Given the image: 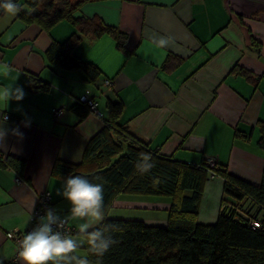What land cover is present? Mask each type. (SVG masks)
Segmentation results:
<instances>
[{
	"label": "crops",
	"instance_id": "obj_1",
	"mask_svg": "<svg viewBox=\"0 0 264 264\" xmlns=\"http://www.w3.org/2000/svg\"><path fill=\"white\" fill-rule=\"evenodd\" d=\"M24 1L16 0L25 9ZM75 16L98 17L129 38L127 53L109 36L83 38L75 54L100 68L93 84L82 72L47 60L53 41L63 42L75 32L69 22L48 32L20 19L19 11L0 12V63L13 68L9 77H0V87L18 84L26 93L7 109L0 105V125L9 132L19 126L23 133L22 138L6 137L0 158L24 161L19 183L17 172L0 164V264H23L6 233L27 229L41 191L51 193L60 214L69 213L70 205L56 195L64 179L52 174L54 164L59 159L81 162L86 144L107 123L108 100L124 103L119 124L159 154L196 165L215 157L230 174L255 184L262 179L264 151L257 144V123L264 121V78L254 83L233 69L264 74V0H100L85 3ZM162 37L168 46L158 45ZM170 57L177 63L166 68ZM34 76L50 85L49 92L28 90ZM105 79L113 81L111 88L103 85ZM83 94L96 97L101 116L81 118L71 110L74 98ZM58 106L66 110L56 118L52 108ZM236 129L248 138L236 137ZM222 192V178L206 183L199 223L216 222ZM170 206L169 196L120 194L107 216L164 226ZM101 222L92 221L89 230ZM70 224L75 228V222ZM76 238L81 242L78 254L86 257L84 237Z\"/></svg>",
	"mask_w": 264,
	"mask_h": 264
},
{
	"label": "trees",
	"instance_id": "obj_2",
	"mask_svg": "<svg viewBox=\"0 0 264 264\" xmlns=\"http://www.w3.org/2000/svg\"><path fill=\"white\" fill-rule=\"evenodd\" d=\"M91 1L100 0H25L26 8L19 7V18L28 24H38L48 32L62 21L69 22L75 32L63 42L54 40L46 52L47 60L60 69L82 72L85 80L93 84L101 75L100 68L75 54L83 38L109 36L123 53L128 52L129 38L98 17L75 16ZM176 63L174 57H170L164 66L173 67ZM233 70L254 83L264 78V74L256 77L243 68L234 67ZM28 90L49 92L50 85L34 76L29 80ZM89 96L98 102L96 97ZM79 97L74 98L71 110L84 118L91 111L86 103L76 102ZM98 110L101 116L99 102ZM107 110V123L90 138L81 162L59 159L52 170L54 176L62 179L81 175L104 185V219L89 231L107 227L117 243L103 256H97L89 250L83 236L90 264H264V167L261 182L255 184L228 173L218 162L216 173L223 180V208L215 223H199L200 203L206 183L210 181V171L204 160L196 165L159 154L119 124L124 110L122 101L108 100ZM257 128V144L264 151V121H258ZM235 136L248 138L239 129ZM140 153L149 154L155 165L148 172L136 167ZM0 164L14 169L20 176L24 169V161L18 157L0 158ZM130 193L169 196L171 206L167 224L151 226L140 220L109 218L107 214L114 199ZM229 204L234 205L233 208L228 207ZM254 218L262 223L261 228L252 227Z\"/></svg>",
	"mask_w": 264,
	"mask_h": 264
},
{
	"label": "clouds",
	"instance_id": "obj_3",
	"mask_svg": "<svg viewBox=\"0 0 264 264\" xmlns=\"http://www.w3.org/2000/svg\"><path fill=\"white\" fill-rule=\"evenodd\" d=\"M16 0H0V10L16 14L19 11ZM168 38H160V47L168 46ZM13 68L6 63H0V77H9ZM18 79V77H17ZM26 93L22 86L15 84L12 87H0V105L8 108L10 101L20 102ZM6 123L7 115L3 116ZM27 126V125H26ZM23 137L19 126L11 129L0 125V144L6 137ZM147 153L139 154L137 169L148 172L155 165ZM158 181H154L156 183ZM56 195L62 197L70 205L69 213L61 216L51 206L43 209L39 222L18 242V255L23 264H90L87 257L80 256L78 250L81 242L76 236H84L90 246V251L97 256H103L117 241L109 234L107 227L96 228L89 231L92 221H102L104 218V185L93 183L81 175L67 176L61 188L56 189ZM75 222L76 236L63 231L64 225Z\"/></svg>",
	"mask_w": 264,
	"mask_h": 264
},
{
	"label": "built area",
	"instance_id": "obj_4",
	"mask_svg": "<svg viewBox=\"0 0 264 264\" xmlns=\"http://www.w3.org/2000/svg\"><path fill=\"white\" fill-rule=\"evenodd\" d=\"M103 85L108 87V88H111L113 86V81L110 79H105ZM76 102L86 103L89 106L91 113H93L95 115H100L99 110H98V102L94 98L90 97L88 94L81 95L79 97V99L76 100ZM65 110L66 109L62 106L53 107L52 108V114L54 115V117L58 118L65 113ZM204 164H205V167H207V169L210 171V180H213L217 177L221 178L216 173V170L219 169V164H218V161L215 157H206L204 159ZM15 180L18 183L23 181V179L20 175H18ZM46 206L54 207L53 202H52L51 193L47 190H44L38 194L37 204H36V207L31 214L30 224L27 227V229L24 231H20L18 229H15V230H12V231H9L6 233L7 238L12 240L16 245V250H17L16 258L19 256L18 255V252H19L18 242L23 238V236L27 232L31 231L36 226V224L39 222V217L43 215V209ZM233 206L234 205H232V204L228 205V207H230V208H233ZM60 215L64 216L65 214H60ZM251 225L253 228L259 229V228H261L262 223L259 220H256L254 218L251 221ZM63 231L67 234H70V235H74L76 233L75 228L70 224V222L64 225Z\"/></svg>",
	"mask_w": 264,
	"mask_h": 264
}]
</instances>
